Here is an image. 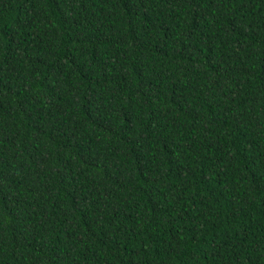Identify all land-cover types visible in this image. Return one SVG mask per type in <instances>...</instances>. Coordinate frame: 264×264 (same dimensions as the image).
<instances>
[{"label":"trees","instance_id":"16d2710c","mask_svg":"<svg viewBox=\"0 0 264 264\" xmlns=\"http://www.w3.org/2000/svg\"><path fill=\"white\" fill-rule=\"evenodd\" d=\"M0 264H264V0H0Z\"/></svg>","mask_w":264,"mask_h":264}]
</instances>
